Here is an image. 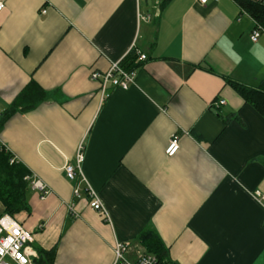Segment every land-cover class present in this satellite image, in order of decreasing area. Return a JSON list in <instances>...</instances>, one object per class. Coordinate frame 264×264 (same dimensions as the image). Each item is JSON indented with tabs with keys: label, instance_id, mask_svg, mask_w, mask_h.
<instances>
[{
	"label": "crops",
	"instance_id": "0c3cea01",
	"mask_svg": "<svg viewBox=\"0 0 264 264\" xmlns=\"http://www.w3.org/2000/svg\"><path fill=\"white\" fill-rule=\"evenodd\" d=\"M1 1L0 147L51 190L41 199L31 187L30 213L15 217L34 248H56L55 264H113L119 242L130 257L148 252L139 237L152 230L168 264H264L253 198L264 191V118L225 80L264 79L252 17L233 0ZM132 50L146 56L135 83L103 93L91 74ZM33 83L42 99L15 107ZM80 145L107 217L66 176Z\"/></svg>",
	"mask_w": 264,
	"mask_h": 264
},
{
	"label": "built area",
	"instance_id": "2783aa9c",
	"mask_svg": "<svg viewBox=\"0 0 264 264\" xmlns=\"http://www.w3.org/2000/svg\"><path fill=\"white\" fill-rule=\"evenodd\" d=\"M198 1L203 5L209 2V0ZM4 7V1H1L0 12L4 9ZM42 13L46 14V11L43 10ZM242 14L246 13L243 12ZM263 35L264 30L255 25L251 34V40L253 42H257ZM137 56V63L146 60V56L140 52H137ZM135 77V70H125L122 68L121 62L113 63L106 72H93L91 74V79L93 81H99L101 83L103 93L110 85L126 90L135 83ZM225 104L226 101L224 99H220L215 103V107L219 108ZM5 150L8 152L7 149ZM178 150L179 139L177 137H173L166 153L168 156L172 157L178 152ZM84 159V145H80L76 154L75 164L68 163L65 167L66 176L69 181H78V184H76L74 188V197L76 199H81V197L85 195L88 200L89 207L95 212L102 213L107 217V211L100 197L91 187L83 174L82 164ZM10 163L17 164L19 161L17 157L12 156ZM25 180L30 183L34 190L40 193L41 199H45L51 194V190L48 186L35 176L33 178V176L29 175L25 178ZM253 198L264 207L263 190L258 189L254 191ZM69 213L73 218H78L80 216L75 210L74 203L69 206ZM17 233L19 234L17 235ZM9 240H11L12 243L8 247H5ZM34 241L33 234L22 227L15 217L5 214L0 218V249L3 250V254L0 255V264H22L21 257L23 260L27 261V264H39L40 256L38 251L33 246ZM132 251L133 246L130 242L117 243L114 248L115 260L113 264H167L166 262L159 260L156 255L145 252L142 249H137L135 253L136 255L134 257H130ZM32 253H35V255Z\"/></svg>",
	"mask_w": 264,
	"mask_h": 264
},
{
	"label": "trees",
	"instance_id": "16d2710c",
	"mask_svg": "<svg viewBox=\"0 0 264 264\" xmlns=\"http://www.w3.org/2000/svg\"><path fill=\"white\" fill-rule=\"evenodd\" d=\"M161 1V0H160ZM241 9V12L252 17L256 26L264 30V0H233ZM167 0H162L163 6ZM137 51L132 50L122 61L121 66L127 71H134L137 63ZM227 84L235 90L245 103L251 105L264 118V79L258 87L225 79ZM40 89L33 83L16 100L15 107L23 106L24 109L33 108L38 100L34 97L39 95ZM14 110V109H13ZM3 122L0 123V128ZM11 155L5 148L0 147V218L9 214L13 217L26 212L30 213L28 195L30 183L25 180L29 171L23 165L11 164ZM139 242L146 248L148 253L154 254L161 261L166 262L168 251L163 242L154 231H146L139 237ZM40 259L39 264H55L56 248L51 250L37 249ZM167 263V262H166ZM168 264V263H167Z\"/></svg>",
	"mask_w": 264,
	"mask_h": 264
},
{
	"label": "clouds",
	"instance_id": "9594fccd",
	"mask_svg": "<svg viewBox=\"0 0 264 264\" xmlns=\"http://www.w3.org/2000/svg\"><path fill=\"white\" fill-rule=\"evenodd\" d=\"M11 243H12V241L9 240V241L6 243L5 247H8ZM2 254H3V250L0 251V255H2ZM32 254L35 255V253H32ZM21 260H22V264H27V261L23 260L22 257H21Z\"/></svg>",
	"mask_w": 264,
	"mask_h": 264
},
{
	"label": "rangeland",
	"instance_id": "374dc122",
	"mask_svg": "<svg viewBox=\"0 0 264 264\" xmlns=\"http://www.w3.org/2000/svg\"><path fill=\"white\" fill-rule=\"evenodd\" d=\"M145 1H146V0H141V4H142V5H145ZM148 2L150 3V5L153 4V0H148Z\"/></svg>",
	"mask_w": 264,
	"mask_h": 264
},
{
	"label": "snow or ice",
	"instance_id": "6c2138e0",
	"mask_svg": "<svg viewBox=\"0 0 264 264\" xmlns=\"http://www.w3.org/2000/svg\"><path fill=\"white\" fill-rule=\"evenodd\" d=\"M170 151H171V149H170ZM19 233H17V235H18ZM0 251H2V249H0Z\"/></svg>",
	"mask_w": 264,
	"mask_h": 264
}]
</instances>
